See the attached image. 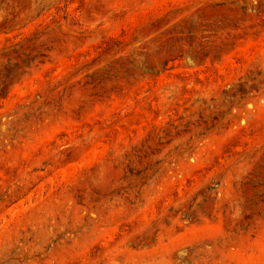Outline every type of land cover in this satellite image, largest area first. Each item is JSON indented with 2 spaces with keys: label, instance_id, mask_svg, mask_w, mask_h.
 I'll use <instances>...</instances> for the list:
<instances>
[{
  "label": "rangeland",
  "instance_id": "374dc122",
  "mask_svg": "<svg viewBox=\"0 0 264 264\" xmlns=\"http://www.w3.org/2000/svg\"><path fill=\"white\" fill-rule=\"evenodd\" d=\"M0 264H264V0H0Z\"/></svg>",
  "mask_w": 264,
  "mask_h": 264
}]
</instances>
